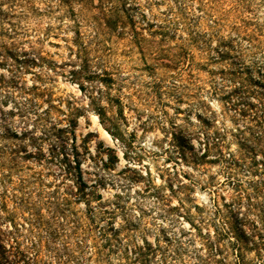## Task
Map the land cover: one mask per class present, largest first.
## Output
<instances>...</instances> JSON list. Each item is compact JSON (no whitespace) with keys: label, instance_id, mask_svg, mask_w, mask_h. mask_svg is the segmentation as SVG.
I'll list each match as a JSON object with an SVG mask.
<instances>
[{"label":"rangeland","instance_id":"obj_1","mask_svg":"<svg viewBox=\"0 0 264 264\" xmlns=\"http://www.w3.org/2000/svg\"><path fill=\"white\" fill-rule=\"evenodd\" d=\"M0 3V146L19 149L13 178L44 220L53 200L67 233L108 230L85 264H132L145 242V264H232L237 227L264 214V2ZM98 96L122 142L92 109ZM219 135L221 153L201 158ZM8 223L0 264H29ZM243 254L264 264L255 246Z\"/></svg>","mask_w":264,"mask_h":264},{"label":"trees","instance_id":"obj_2","mask_svg":"<svg viewBox=\"0 0 264 264\" xmlns=\"http://www.w3.org/2000/svg\"><path fill=\"white\" fill-rule=\"evenodd\" d=\"M259 1L264 2V0ZM220 20L222 17L210 14L208 21L210 26L214 28L221 23ZM80 87L83 88V84H80ZM99 100L100 96L92 98L90 102L92 109L98 114L100 122L106 130L122 142L124 140L123 135L112 123L111 118L107 115V110L100 104ZM260 113L261 116L264 112L261 111ZM222 146L223 139L221 136H214L211 141L207 140L205 151L200 157L202 158L210 151L220 154ZM18 151L19 149L14 147L7 149L0 146V212L5 213L4 216L1 215L0 217L3 218L4 222L8 220V224L11 225L6 235V240L10 241L11 248L16 249L19 241L26 239L27 248L32 253L29 264H38L43 260L42 249L45 246L53 254L50 259L52 264H85L82 256L88 251L90 246L88 241H91V247L96 249L93 254L95 253L97 257L100 256L103 246L99 244L98 238L108 242L110 240L108 230L104 228L102 232L95 235L93 225L81 226L73 222L69 225L71 231L67 233V228L61 221L65 217L63 210L59 209L53 200L47 202V207L51 209L50 219L44 220L40 206L32 202L23 190L24 178H16L17 180L13 178L14 171L21 169L19 161L22 158L18 156ZM262 164L264 165V163ZM9 202L14 204L12 208L8 207ZM257 217L259 218L257 222L255 219L247 223L243 221L240 227H237L233 242L235 257L232 264H256L253 260H245L244 258L243 253L249 245L255 246L258 252L264 251V214ZM155 250L156 248L152 249V246L147 242L135 246L133 257H130L133 260L130 263L145 264L149 258L154 257ZM215 264L227 263L221 258L216 260Z\"/></svg>","mask_w":264,"mask_h":264}]
</instances>
